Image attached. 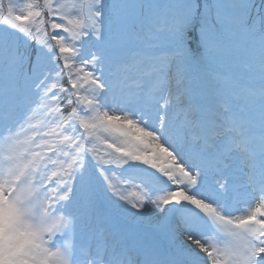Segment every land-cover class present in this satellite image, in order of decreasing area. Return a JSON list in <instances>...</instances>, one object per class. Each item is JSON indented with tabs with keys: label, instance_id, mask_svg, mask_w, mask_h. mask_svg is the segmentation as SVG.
Instances as JSON below:
<instances>
[{
	"label": "snow or ice",
	"instance_id": "6c2138e0",
	"mask_svg": "<svg viewBox=\"0 0 264 264\" xmlns=\"http://www.w3.org/2000/svg\"><path fill=\"white\" fill-rule=\"evenodd\" d=\"M86 7L0 0V264H264V0Z\"/></svg>",
	"mask_w": 264,
	"mask_h": 264
},
{
	"label": "rangeland",
	"instance_id": "374dc122",
	"mask_svg": "<svg viewBox=\"0 0 264 264\" xmlns=\"http://www.w3.org/2000/svg\"><path fill=\"white\" fill-rule=\"evenodd\" d=\"M15 2L22 7L24 4H27V3H36V2L43 3V0H15ZM63 2H65V3L69 4V5H71L73 3H78L80 5L81 12L83 14H85V15L87 14V7H86L87 0H63ZM41 119H42V117L39 114H37L35 119H34V121H33V123L34 124H39ZM113 137H114V139L116 140L117 143H126L127 142L126 138L120 137L118 133L117 134H113ZM2 148H3V146L0 145V155L3 154ZM161 163H163V161H161ZM132 192H133V194H137V193H135L134 189L132 190Z\"/></svg>",
	"mask_w": 264,
	"mask_h": 264
}]
</instances>
